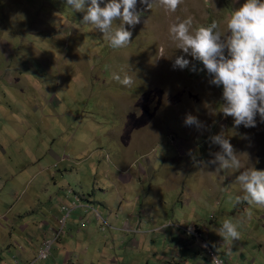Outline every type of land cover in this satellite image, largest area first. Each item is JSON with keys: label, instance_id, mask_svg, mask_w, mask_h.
<instances>
[{"label": "rangeland", "instance_id": "1", "mask_svg": "<svg viewBox=\"0 0 264 264\" xmlns=\"http://www.w3.org/2000/svg\"><path fill=\"white\" fill-rule=\"evenodd\" d=\"M245 2L182 0L170 12L156 4L146 9L137 0L141 23L134 28L126 25L132 31L131 42L113 49L93 25L81 22L84 12L67 6L66 0H0V192L4 189L0 264L24 261L29 242L27 232L17 230L23 221L14 223L15 214L25 204L26 191L48 188L47 183L61 194L69 190L73 200L58 204L68 210L64 211L66 223L58 221L60 236L51 256L38 259L39 251L28 260L32 264H61L70 252H77L73 264H154L144 260L149 253L142 236L156 228L151 236L166 235L160 233L165 222L177 224L185 250L204 254L203 248L207 253V247L199 248L185 235L201 233L224 264H264V243L255 242L264 236V226L258 222L264 218V205L234 204L243 195L236 182L240 172L264 170V122L257 116L255 127H234L233 118L220 112L222 86L211 85L206 70H190L192 64L202 69V63L186 56L192 61L189 68H173L175 58L183 53L169 36L171 25L188 18L193 31L215 22L217 30L226 33L228 19ZM119 23L113 22V30ZM116 74L128 75L133 83L121 85L114 79ZM189 113L206 129L185 126ZM219 133L233 145L241 167L217 171L216 166H194L188 153L198 160L212 159L210 152L220 149L210 144L209 137ZM130 160L133 167L125 174L134 177L133 191L126 196L135 203L132 221L143 219V233H129V239L123 240L126 236L120 227L130 220L124 215L115 224L104 203L116 192L109 175L120 172ZM165 167L173 172L170 181ZM152 176L148 199L145 178ZM185 189L190 197L183 194ZM88 199L96 201V207L86 203ZM185 201L202 207L187 204L180 209ZM145 202L150 205L146 217ZM83 203L90 205L101 226L94 219L90 223L87 215L83 223L70 226L71 214L79 212ZM229 211L244 220L238 224L233 215L226 219L237 225V241L244 248L239 252L243 256L234 259L237 248L216 234L224 222L223 213ZM249 222L253 223L248 226ZM190 223L195 224L189 227L191 233ZM90 228L101 237H88ZM70 234L76 245L80 242L76 251L66 250ZM135 237L138 244L129 246ZM220 241L226 246L218 247Z\"/></svg>", "mask_w": 264, "mask_h": 264}, {"label": "clouds", "instance_id": "2", "mask_svg": "<svg viewBox=\"0 0 264 264\" xmlns=\"http://www.w3.org/2000/svg\"><path fill=\"white\" fill-rule=\"evenodd\" d=\"M139 2L145 5L146 9H151L156 4L163 6L167 11L175 12L182 0ZM66 5L75 11L84 12L81 22L93 25L94 30L102 33L113 49L125 47L131 42L132 31L128 30L126 25L134 28L141 23L142 12L137 11V0H66ZM114 21L120 22L115 30L112 28ZM192 25V19L188 18L169 28L171 41L183 53L175 58L173 68H189L192 61L186 59V56L202 63V69H197L192 64L190 70H206L211 77L209 83L217 87L222 86L224 103L220 112L225 118H233L234 127H255L257 116L264 122V0H246L234 10L227 21L226 33L218 31L215 22L194 31ZM114 79L123 86H131L133 83L128 75L121 78L116 74ZM184 124L197 130L206 129V125L191 113L186 114ZM209 142L219 146L220 150L210 152L213 158L207 161L198 160L190 151L188 154L194 166H216L217 171L241 167L236 150L222 133L210 136ZM236 182L240 185L243 195L235 198V204L246 202L248 205H264V170L252 168L242 171L236 177ZM4 218L7 219V216ZM191 231L189 228L190 233ZM216 234L225 242L235 241L240 236L237 225L229 220L223 222ZM193 235L198 239L204 238L201 233ZM202 246L207 247L211 264H224L208 244ZM209 251L214 253L213 257ZM228 251L230 252L231 248Z\"/></svg>", "mask_w": 264, "mask_h": 264}, {"label": "crops", "instance_id": "3", "mask_svg": "<svg viewBox=\"0 0 264 264\" xmlns=\"http://www.w3.org/2000/svg\"><path fill=\"white\" fill-rule=\"evenodd\" d=\"M168 159L169 158H167L166 160ZM133 164H134V160H130V162L126 166L123 165L122 168L124 169H121L119 167L120 172L118 171L113 172L112 174L109 175V178H111L112 184L116 187V192H115V197L111 199L110 202L104 203L105 210L107 211V213L108 212L110 213L109 217L110 218L114 217L116 219L115 224L119 223L117 221H119L121 217L124 215L127 217V219L130 220V221H127L125 224L123 223L124 225L122 224L120 227L122 236L124 235L126 236V237H123V240L129 239L127 236L129 233L135 232L137 233V236L143 233V229L140 227L143 224V219H141L139 216L137 217L136 221H132V218H134V216L132 215V210H133V207L135 206V203L132 200L127 199L128 197L126 196L127 193L131 194L133 191L132 183H133L134 177L133 175L127 176L128 174H125V172L130 170L133 167ZM165 177L168 181H170L173 178V172L168 167H165ZM151 181H153V176H152V179L150 180H147L145 178V187H146L145 191L147 190V187H149V190H150V192L147 193L148 199L152 195L151 188H153V185ZM154 181L155 182L159 181V177L157 174H156V178L154 179ZM45 186L48 188H41L34 192L26 191L24 193V197L26 198L25 204L22 207V209L15 214L14 223H17L19 220L23 221V223H20L17 226V230L21 232H25V233L27 232L26 237L28 238V242H29V246L26 247V249L24 250V257L22 258V260L24 261L32 260L33 258H35L40 248L42 247L44 240L47 238H50L52 235L55 236V230H57L56 228L58 227V221L59 220L61 221L62 219L65 218V215H64L65 212L63 210V207H59L58 204L62 202L63 200H67V201L73 200L71 198L72 194H69V190H66V193L64 194H61L56 189H50L49 183H47ZM55 186H57V184H55ZM126 189H128V192L125 191ZM3 191L4 189L2 188L0 192V196H3V193H4ZM43 191H46L45 194H42ZM184 191L185 192H183V194L185 195L186 193L187 196L190 197L188 195V189H185ZM158 198L159 196H157V199H156L157 202L159 200ZM198 198H199L198 201L201 203V200H202L201 196ZM94 202L96 201L88 199L86 203L92 204L95 206ZM86 203H83L81 206H78V209L81 208L79 209V212L72 213L71 217L73 218V221H71L70 226L73 227V225L77 224L76 222H79L80 224V221L83 223V221L86 218V215L90 216V219H91L90 223H92V220L94 219V221H97V226L99 225L101 226V223L95 218V215H93V213L89 211L90 205ZM187 204H189V207L192 206L190 205V202L186 203L185 201L184 205L181 206L180 209L185 210L187 207ZM149 206H150L149 203L145 202V217L147 216V210ZM196 206L202 207V205H196ZM196 206H192V208L194 209ZM53 212H56L55 217L57 220L52 217ZM118 213H120L121 216ZM223 215H224L223 221H225L230 215H233L237 219L238 224L244 221L236 213L233 214L230 211L223 213ZM151 217L152 216L150 215V218ZM194 217H196V214ZM263 219L264 218L262 217L258 218V222L262 226H264V222L262 221ZM140 221L142 222L141 225L138 224V222ZM68 223H69V220H68ZM252 223L253 222H249L248 226L251 225ZM192 224L193 223H190L187 229L190 226L195 225V224L193 225ZM166 225H168L167 222L161 225V227L162 226L166 227ZM157 230L158 229L156 228L154 232L145 231V236H142V237H145L144 245H148V253H149L148 256L144 260H147L148 262L154 261L155 262L154 264H208L210 263V260H211L210 256L208 255V253L204 252V249L202 248V243L207 244L204 241V238L198 239L194 235L190 236V235L185 234L187 240L191 239L195 241V244H197L199 248H202V251L204 254H201V253L191 252L190 248L185 250V246L187 244L180 245V242H181L180 239L182 237H181V234L178 233L177 231V224L175 223L169 224V226H167L164 231H160V233H165L166 235L159 234L157 236H151V233H156ZM79 232H82V230H79ZM246 232H249V231H246ZM86 235L90 237L91 239L96 236H100L98 230L94 228L93 229L90 228L87 231ZM74 238L75 236H73L72 234L69 235V242H68V246L66 247L67 251L68 250L76 251V249L79 248L80 242L78 241L76 245L75 244L76 242H74L73 240ZM136 238L137 237H135L134 239H130L131 242L129 246H135L136 244H138L137 243L138 241L136 240ZM255 242L257 243V245H261V243H264V236L263 238L256 237ZM221 244L223 246H226L224 242L220 241L217 244L218 247ZM240 244L241 243L239 242V240L231 241L230 243H228L230 247L237 248L238 253H235L234 255H232L231 257L232 259L236 258L238 255H240L241 257L243 256V253H239L242 250H244V248L241 247ZM74 245H76L75 248H74ZM159 247H161V249ZM63 253L64 252H61L60 254H63ZM76 253L77 252H70V254L66 258H64L61 264H67L68 261H70L71 264H73L74 258L76 257L75 255ZM223 257L225 256L223 255Z\"/></svg>", "mask_w": 264, "mask_h": 264}, {"label": "built area", "instance_id": "4", "mask_svg": "<svg viewBox=\"0 0 264 264\" xmlns=\"http://www.w3.org/2000/svg\"><path fill=\"white\" fill-rule=\"evenodd\" d=\"M63 210L64 211L68 210V208H66V209L63 208ZM70 213H71V211H69V215H70ZM99 217L101 218L102 216L99 214ZM61 221L63 223H66V219L65 220L62 219ZM59 236H60V232L58 230H55V236L52 235L50 238H47L44 240L42 247L39 250L40 252H39L38 257H37L38 259H47L51 256L54 243L59 238ZM199 236H201V235H199ZM209 253L212 257L214 256V253L212 251H209ZM32 262H30V261L25 262V261L16 260L14 262V264H32Z\"/></svg>", "mask_w": 264, "mask_h": 264}]
</instances>
